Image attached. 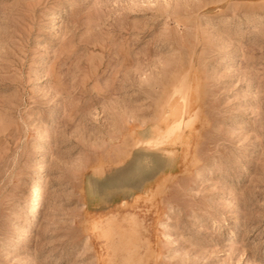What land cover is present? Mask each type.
Instances as JSON below:
<instances>
[{
	"label": "rangeland",
	"instance_id": "374dc122",
	"mask_svg": "<svg viewBox=\"0 0 264 264\" xmlns=\"http://www.w3.org/2000/svg\"><path fill=\"white\" fill-rule=\"evenodd\" d=\"M0 264H264V0H0Z\"/></svg>",
	"mask_w": 264,
	"mask_h": 264
},
{
	"label": "bare ground",
	"instance_id": "6f19581e",
	"mask_svg": "<svg viewBox=\"0 0 264 264\" xmlns=\"http://www.w3.org/2000/svg\"><path fill=\"white\" fill-rule=\"evenodd\" d=\"M176 88H177V87H176ZM173 89H174V88H173ZM174 93H175V92H174ZM169 101H170V99H169ZM179 123H180V122H179ZM179 123H178V125H177V127H176L177 129L179 128L178 126L181 125V124H179ZM174 125H175V124H174ZM172 127H173V126H172ZM176 128H175V129H176ZM164 130H165V129H164ZM172 131H174L173 128L168 129L167 131H165V135H164L162 138H159L157 141H156V140H155V141H156L157 143H158V142H161V143H162V139H164V138H166V137L168 138V137H170V135H171V136L173 135V134H171V133H174V132H172ZM158 137H159V136H158ZM168 139H169V138H168ZM164 140H165V142H166V139H164ZM147 143L151 145L152 141H148ZM166 143H167V142H166ZM153 144H154V143H153ZM158 145H159V144H158ZM33 207H34V206H33ZM29 210H30V209H29ZM32 212H33V211H32ZM28 213H29V212H28ZM29 214H30V213H29ZM30 216H31V215H30Z\"/></svg>",
	"mask_w": 264,
	"mask_h": 264
}]
</instances>
